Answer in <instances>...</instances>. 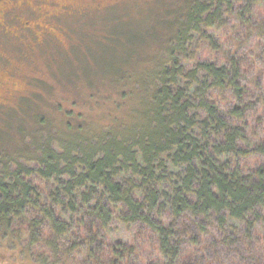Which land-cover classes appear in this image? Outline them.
<instances>
[{
	"label": "trees",
	"instance_id": "trees-1",
	"mask_svg": "<svg viewBox=\"0 0 264 264\" xmlns=\"http://www.w3.org/2000/svg\"><path fill=\"white\" fill-rule=\"evenodd\" d=\"M172 14L156 35L118 20L97 42L102 57L128 50L112 70L131 108L111 125L70 120L76 132L55 136L35 103L16 119L0 108V133L30 139L0 145V235L48 264H139L135 243L159 252L151 264L243 261L264 224V0H184ZM156 36L154 64L123 71ZM121 226L133 245L112 241Z\"/></svg>",
	"mask_w": 264,
	"mask_h": 264
},
{
	"label": "rangeland",
	"instance_id": "rangeland-1",
	"mask_svg": "<svg viewBox=\"0 0 264 264\" xmlns=\"http://www.w3.org/2000/svg\"><path fill=\"white\" fill-rule=\"evenodd\" d=\"M36 1L29 0L33 6L36 5ZM94 2H101L105 6L103 13L91 11L96 6ZM182 2L184 0H43L44 7L50 11H56L62 5L69 8H63L60 16L53 19L51 27L54 36L47 34V39L41 41L43 46L32 45L35 50L21 45L19 50L12 47L11 52L14 55L25 57L28 54L29 60L16 57V65L11 72L15 86L11 91L0 89V106L9 108L6 111L9 117L14 116L16 119L15 116L18 118L21 113L27 111L25 106L28 103L25 102L36 104L34 107L37 110H43L48 114V120L50 119L53 127L47 126L46 128L50 129L47 132L55 136H61L60 131L63 133L62 136L65 133L76 132L77 127H74L73 123L94 125L97 130L111 125L114 119L127 114L131 108V100L127 99L131 88L126 85L124 79H120L122 73L118 76L115 74H119L118 70L117 72L112 70L118 55L126 58L128 50L124 45L117 43L114 51L112 45L108 44L105 47L107 55L102 57L97 52V42L107 35L110 24L118 20L125 25L124 27L129 26L137 31H143L142 33L155 30L156 35L162 29L159 27L160 19L167 16L169 20H173L174 14L171 17L168 14L175 11ZM59 26L62 27L61 30ZM159 41L156 36L146 49L136 50L131 65L121 61L123 71L127 72L130 66H133L131 69L143 71L149 65H153ZM2 52L4 54V51ZM84 67H87L86 72L83 71ZM118 81L125 94L117 89L119 87L116 88L115 84ZM32 92L36 93L31 94ZM38 93L39 95H36ZM66 115L69 117L68 121ZM70 120L72 124L69 125ZM20 129L21 125L19 129L6 135V131L0 133V145L4 144L10 153L22 147L25 142H30L29 138L24 142L22 137L26 135L25 129L23 127V130ZM118 228L116 236L113 238L111 235L112 241L133 245L134 234L125 226ZM2 237L0 235V264H48L45 257L31 255L30 249L24 246L26 238L12 241V238ZM135 245L140 257L139 264H151L161 259L159 252L149 254V249L140 248L136 243ZM240 245H243L240 253L243 261L239 262L235 258L236 252L224 251L220 252L218 258H206V264L207 261L208 264H264V224L254 231L250 240H242ZM63 260L64 257L54 255L48 258L50 263L55 264H63ZM158 264L168 262L162 260Z\"/></svg>",
	"mask_w": 264,
	"mask_h": 264
},
{
	"label": "flooded vegetation",
	"instance_id": "flooded-vegetation-1",
	"mask_svg": "<svg viewBox=\"0 0 264 264\" xmlns=\"http://www.w3.org/2000/svg\"><path fill=\"white\" fill-rule=\"evenodd\" d=\"M63 8L68 9L69 6L62 5L58 10L50 11L44 7L43 0H37L35 6L31 5L29 0H0V44L2 43L0 48L2 53L0 56V89L11 91L15 86V79L11 72L16 65V57L29 60L28 54L25 57H23L24 55H14L11 52L12 47L19 50L21 45L35 50L32 45L34 47H38V44H40L39 47L43 46L41 41L47 39V34L54 36L51 23L55 17L60 16L59 14H61ZM104 8L105 6L101 2H97L91 11L93 13H103ZM48 28H50V31H48ZM61 28L59 26V30ZM2 51H4V54ZM33 93L36 92L31 94ZM36 95H39V93ZM1 107L5 111L9 109L5 106Z\"/></svg>",
	"mask_w": 264,
	"mask_h": 264
}]
</instances>
